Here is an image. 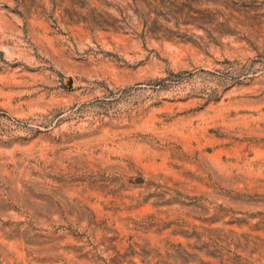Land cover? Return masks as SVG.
I'll return each instance as SVG.
<instances>
[{
	"label": "rangeland",
	"instance_id": "1",
	"mask_svg": "<svg viewBox=\"0 0 264 264\" xmlns=\"http://www.w3.org/2000/svg\"><path fill=\"white\" fill-rule=\"evenodd\" d=\"M0 264H264V0H0Z\"/></svg>",
	"mask_w": 264,
	"mask_h": 264
}]
</instances>
